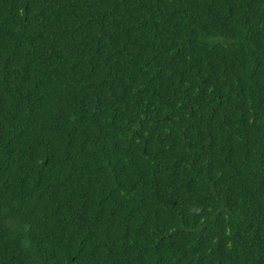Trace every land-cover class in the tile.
<instances>
[{
	"label": "trees",
	"instance_id": "16d2710c",
	"mask_svg": "<svg viewBox=\"0 0 264 264\" xmlns=\"http://www.w3.org/2000/svg\"><path fill=\"white\" fill-rule=\"evenodd\" d=\"M0 264H264V0H0Z\"/></svg>",
	"mask_w": 264,
	"mask_h": 264
}]
</instances>
